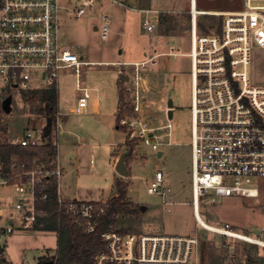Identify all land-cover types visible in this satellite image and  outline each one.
<instances>
[{"label": "built area", "instance_id": "2783aa9c", "mask_svg": "<svg viewBox=\"0 0 264 264\" xmlns=\"http://www.w3.org/2000/svg\"><path fill=\"white\" fill-rule=\"evenodd\" d=\"M101 1L79 0L73 16L79 19L92 14ZM59 10L58 0H0V94L7 90L31 92L49 88L59 93L61 72L74 70L75 91L79 95L70 113L79 115L87 108L91 95L89 88L82 86L81 68L91 62L77 53L74 46L60 42ZM189 14L191 204L195 224L228 240L257 246L264 255V222L255 235H249L237 232L228 223L205 228L196 217L204 201L214 203L218 198L229 197L263 198L264 216V86L253 84L249 76L251 50L264 49V0H242L239 10L222 12L221 29L212 34L198 32L192 3ZM107 19L103 11L102 40L110 33ZM156 20L147 11L143 30L152 32ZM167 54L176 56L180 52L170 50ZM159 56L154 53L143 62L122 64L134 67L131 109L135 115L142 111L141 69L148 63L155 65L153 60ZM58 116L56 111V136L63 131ZM120 124L128 130V139L137 140L153 151L159 153L163 139L169 145L168 118L154 129L135 117L121 120ZM159 130L162 133L156 132ZM43 144L42 138L31 130H25L17 142L25 148ZM62 177L57 156L50 162L43 158L26 162L15 156L5 161L0 156V192L14 195L12 204L5 205L0 200V264H11L5 258L3 238L16 231L40 232L44 228L41 218L45 214L37 210L36 201L48 199L45 189L52 180L56 184L58 214L73 219L82 232H94L106 202L63 197L59 192ZM164 180L163 173L156 170L146 183L147 194L164 195L169 191ZM38 193H41L39 197ZM102 238L104 249L96 254L93 264H200L196 234L149 235L111 229ZM48 262L55 264L56 257H48L41 264Z\"/></svg>", "mask_w": 264, "mask_h": 264}, {"label": "rangeland", "instance_id": "374dc122", "mask_svg": "<svg viewBox=\"0 0 264 264\" xmlns=\"http://www.w3.org/2000/svg\"><path fill=\"white\" fill-rule=\"evenodd\" d=\"M114 9H108L106 23L111 32L101 39V15L110 2L103 0L92 14L75 19L73 11L79 0H58V34L65 46H74L77 53H83L88 62L133 61L143 62L154 53L160 54L141 69L144 80L140 83L139 115L132 112L134 67L108 65L104 63L83 66L80 79L82 86L89 88L86 114L67 115L69 106L76 105L79 93L75 91L74 70L62 71L58 79L59 107H53L51 115V137L59 147V164L64 169L61 186L73 197L92 202L108 201L114 194L113 178L126 183L125 200L131 204L132 214L118 217L114 229L129 233L149 235H178L198 237L200 264H264V255L257 246L232 241L197 228L192 211L191 193V74H190V0H159L166 8L157 9L150 15L156 17L155 28L144 33L143 17L139 8L150 7L151 0H114ZM235 10L242 6V0L234 1ZM149 3V4H148ZM123 4L126 9L125 28L121 27ZM151 10V9H149ZM116 13V14H115ZM113 14V15H112ZM116 19L113 25V19ZM98 30L94 31L93 27ZM170 50L180 54L170 56ZM119 51H122L119 54ZM147 53L144 54L143 53ZM166 53V54H165ZM131 63V62H129ZM118 71L128 80H115ZM249 76L253 84L264 86V49L253 48L250 52ZM118 89V90H117ZM123 93L119 98L118 92ZM26 92L7 90L0 94V144H17L25 130H31L37 137H44L46 115L37 111L40 104L23 95ZM10 98V110L5 113L2 102ZM172 100L173 111L170 123L169 145L163 139L158 151L142 145L133 139H126L128 130L121 131L125 139L119 145L116 161L121 153L128 152L125 141L130 140L133 153L125 158L128 176L120 177L112 169L110 143L121 141L120 133L114 127V112L122 120L135 117L154 129L167 119V102ZM95 101L98 114H94ZM59 112V123H65V133L57 137L54 117ZM67 124V125H66ZM121 126V125H120ZM162 133V130L156 131ZM58 143V144H57ZM73 152L70 160L65 154ZM133 161H136L135 164ZM91 162V163H90ZM133 164V165H132ZM132 165V166H131ZM156 170L164 175L169 191L164 195H150L146 183ZM133 177V179H132ZM1 201L12 204L14 195L1 190ZM203 219L211 225L230 224L239 233L255 235L264 222L263 198L245 197L218 198L214 203L204 201L199 207ZM1 224L5 225L2 221ZM4 253L12 264H37L57 256V234L50 231H16L3 238Z\"/></svg>", "mask_w": 264, "mask_h": 264}, {"label": "trees", "instance_id": "16d2710c", "mask_svg": "<svg viewBox=\"0 0 264 264\" xmlns=\"http://www.w3.org/2000/svg\"><path fill=\"white\" fill-rule=\"evenodd\" d=\"M24 97H27L32 102L40 104L37 108L38 113L44 114L47 117L51 115L53 107L58 102V92L54 88L35 90L26 92ZM120 98L123 93L119 91ZM122 117L118 114L116 118L117 130L125 129L120 124ZM121 125V126H120ZM137 140H133L135 142ZM44 144L38 147L25 148L17 144H0V156L7 161L10 157L15 156L21 161H31L33 158H43L47 162L54 160L57 156V145L51 137L43 139ZM130 140H126L125 144L129 147L128 159L131 158L133 147ZM113 187L115 194L106 201L104 213L98 217L94 232L85 233L79 228L73 219L58 214L56 208V184L55 181H50L45 192L48 194L46 201L37 199L36 208L42 211L45 215L41 218L44 222L42 231L55 232L57 234V256L55 264H93L94 258L98 252L104 249L102 235L114 229L117 224L118 217L123 214H132L131 204L125 200L126 183H121L118 180L114 181ZM41 193L37 194V197ZM117 230V229H115ZM124 231L122 229H118ZM42 262V261H41ZM39 262L38 264H41ZM251 264V260H248Z\"/></svg>", "mask_w": 264, "mask_h": 264}, {"label": "crops", "instance_id": "0c3cea01", "mask_svg": "<svg viewBox=\"0 0 264 264\" xmlns=\"http://www.w3.org/2000/svg\"><path fill=\"white\" fill-rule=\"evenodd\" d=\"M235 0H190V6H191V3L193 4V7L195 8V11H196V25H197V30L200 34H212V33H217L220 31L221 29V21H222V18L220 16V14L222 12H228V11H235V8H234V2ZM114 3L112 4H109L110 6L108 8H105L103 11H107L109 8L110 9H114V7L116 5H113ZM149 4V3H148ZM121 5V8L122 11L121 13H124L123 14V22H121V27L122 28H125V24H126V9L127 7L123 4H120ZM166 8L164 6L161 5V3L159 2V0H151L150 1V7H142V8H139L138 11L141 12L142 16H146L147 15V11H150L151 12H154V11H157V9H161V8ZM151 9V10H149ZM116 14V13H115ZM113 15V14H112ZM143 17V19H144ZM116 19L114 18L113 19V25L115 24V21ZM110 29V28H109ZM93 30L96 31L95 29V26L93 27ZM144 31V30H143ZM111 32V30H110ZM144 33H146L144 31ZM63 44V43H62ZM122 51H119V54L121 53ZM80 55L84 56L85 58V55L83 53H79ZM144 54H147V53H143ZM129 62H133V61H121V62H118V61H112V62H102V61H97V62H91L92 65L95 63V64H98V63H106L108 65H116V66H120L122 65L123 63H129ZM122 75L118 73V71H116V74H115V80L117 81L118 78H120ZM124 79L128 80V78L126 76H122ZM121 80V78H120ZM124 80V81H126ZM123 81V80H122ZM118 90V89H117ZM119 94V92H118ZM59 95V93H58ZM91 97V95H90ZM120 98V96H119ZM59 99V98H58ZM57 108L59 107V101L57 102ZM75 106V105H73ZM73 106H69L68 107V110H67V115L70 114V115H77V114H73V113H70V110L73 108ZM97 107H98V103L97 101H95V104H94V114H98V111H97ZM86 110L87 108L85 109V111L82 114H86ZM80 115V114H79ZM114 127L113 129L120 133L121 135V141L119 143H110L109 144V147L111 149V152H112V158H111V161H112V169L114 170V166H115V163H116V151L117 149L119 148V145L121 144L122 141H124V135L122 136V133L121 131L117 130L116 128V118L118 116L117 114V109L115 110L114 114ZM67 125V124H66ZM62 126V133L60 135H58L57 137L61 136L62 134L65 133V129H64V126H65V123L61 124ZM56 143V142H55ZM58 144V143H57ZM161 154V153H160ZM73 156V152L70 151V152H67L65 154V157H66V160H70ZM161 156V155H160ZM57 158L59 160V147L57 145ZM134 164L136 161H133ZM91 163V162H90ZM133 165V164H132ZM131 165V166H132ZM127 167V166H126ZM63 169V168H62ZM63 177H64V169H63ZM62 177V179H63ZM62 179L60 180L59 182V192L60 194L65 197V198H68V199H78V200H81L80 197H77V194H75L73 197L70 196L69 193H67V190L66 188H63V185L61 186V183H62ZM114 179L115 177L113 178V183H112V188H111V191L113 189V184H114ZM133 179V177H132ZM107 200V199H106ZM106 200H103V201H100V202H106ZM83 201H87V200H83ZM92 202V201H91ZM99 203V202H98ZM43 261V260H42ZM11 263V262H10ZM39 263V262H38ZM37 263V264H38ZM12 264V263H11Z\"/></svg>", "mask_w": 264, "mask_h": 264}, {"label": "water", "instance_id": "95a60500", "mask_svg": "<svg viewBox=\"0 0 264 264\" xmlns=\"http://www.w3.org/2000/svg\"><path fill=\"white\" fill-rule=\"evenodd\" d=\"M120 78L123 81L126 80L122 76ZM9 105H10V98L8 97L1 104L2 109L5 113L9 112V110H10ZM172 111H173L172 100H168V102H167V118L169 120H171V118H172ZM51 128H52V119L50 117H46L45 127L43 128V134H42V136L44 138H47L51 134ZM127 138H129V133L126 136V139ZM157 155H158V157H160V155H161L160 152ZM127 156H128L127 152L121 153L120 156L118 157L116 163H115L114 170H115L116 174L120 177H127L128 176V171H127V167L125 164V158ZM46 264H50V262H48Z\"/></svg>", "mask_w": 264, "mask_h": 264}, {"label": "bare ground", "instance_id": "6f19581e", "mask_svg": "<svg viewBox=\"0 0 264 264\" xmlns=\"http://www.w3.org/2000/svg\"><path fill=\"white\" fill-rule=\"evenodd\" d=\"M92 65V63H91ZM196 217L198 219V221L200 222V224L202 226H204L205 228H210L212 225L211 224H208L204 219L203 217L201 216V214L199 213V210H197V213H196Z\"/></svg>", "mask_w": 264, "mask_h": 264}, {"label": "flooded vegetation", "instance_id": "af4514ba", "mask_svg": "<svg viewBox=\"0 0 264 264\" xmlns=\"http://www.w3.org/2000/svg\"><path fill=\"white\" fill-rule=\"evenodd\" d=\"M3 94V93H2Z\"/></svg>", "mask_w": 264, "mask_h": 264}]
</instances>
